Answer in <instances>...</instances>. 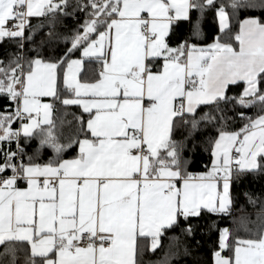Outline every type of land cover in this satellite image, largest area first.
I'll use <instances>...</instances> for the list:
<instances>
[{"label": "snow or ice", "instance_id": "snow-or-ice-1", "mask_svg": "<svg viewBox=\"0 0 264 264\" xmlns=\"http://www.w3.org/2000/svg\"><path fill=\"white\" fill-rule=\"evenodd\" d=\"M241 8L264 0H0V44L14 45L0 56V264H142L146 240L230 214L233 181L264 172V17ZM207 9L218 31L201 43ZM178 21L191 32L173 43ZM69 106L66 133L54 112ZM206 130L210 165L191 172L183 153ZM245 231L218 229L213 264H264V219Z\"/></svg>", "mask_w": 264, "mask_h": 264}, {"label": "trees", "instance_id": "trees-1", "mask_svg": "<svg viewBox=\"0 0 264 264\" xmlns=\"http://www.w3.org/2000/svg\"><path fill=\"white\" fill-rule=\"evenodd\" d=\"M257 3L260 0H256ZM231 12L232 10L229 9ZM82 20V14H77ZM191 19L195 20L198 17L196 11L191 12ZM245 16H257L264 17V9H246L241 8L238 10V18L243 19ZM40 18H33L32 23L36 24ZM64 24L68 29L75 26V22L71 18H66ZM200 28L202 37L201 43H210L212 37L218 31V22L215 16L214 9H207L200 16ZM174 32L171 35L173 43H178L181 39L187 37L191 32L190 21H178L173 25ZM47 27L40 29L35 34V40L39 42L42 38L47 39L45 33ZM59 31H66L63 26H58ZM14 45L5 42L0 44V56H4L7 49L13 48ZM58 48H63L64 44H58ZM86 66H88L86 64ZM10 105L7 97L0 96V110L4 105ZM247 112L249 115H257V108L241 109ZM80 109L75 106H69L62 112H54V117L62 116L64 121V131L67 133L69 129L75 124L74 115L79 114ZM231 115V113H229ZM68 122H71L69 124ZM232 130L241 126L242 122L237 119L234 123H231ZM186 133V129L180 128L174 132V138L180 139ZM215 135L214 131H198L194 135L195 147H193V140L188 141V146L184 151V156L188 158V170L191 172H201L207 169L204 165H210V153L204 149L206 147L204 143V137L207 135ZM36 141L33 140L28 146L27 150L31 152L36 147ZM13 147L15 145L13 144ZM74 149H70L66 152L65 156L70 157L73 155ZM51 155V150L44 148L42 151V158L47 159ZM248 193L253 199L257 200V203L252 204L249 202ZM232 196L233 206L231 207L230 214L214 215L204 212L199 218H190V222L195 226L194 232L191 236L181 232L180 228L166 229L160 237V244L156 250L150 251V241H145V250L142 257V264H156L164 258L165 253L169 255L168 264H213L212 252L217 247L218 229L221 227H230L237 231L240 236H248L249 232L245 231V228L257 230L261 225L262 219H264V211H261L262 205H264V172H245L238 180H234L232 184ZM260 212V218L257 217V213ZM235 221V223H233ZM183 223V222H182ZM178 237V239H170L171 237ZM185 248L187 251H185ZM21 261L25 255L24 252L18 253Z\"/></svg>", "mask_w": 264, "mask_h": 264}, {"label": "crops", "instance_id": "crops-1", "mask_svg": "<svg viewBox=\"0 0 264 264\" xmlns=\"http://www.w3.org/2000/svg\"><path fill=\"white\" fill-rule=\"evenodd\" d=\"M231 192H232V188H231ZM232 206H233V204H232ZM232 206H231V207H232Z\"/></svg>", "mask_w": 264, "mask_h": 264}]
</instances>
